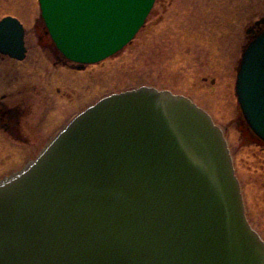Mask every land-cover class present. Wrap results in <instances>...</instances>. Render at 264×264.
I'll list each match as a JSON object with an SVG mask.
<instances>
[{"label": "water", "instance_id": "obj_1", "mask_svg": "<svg viewBox=\"0 0 264 264\" xmlns=\"http://www.w3.org/2000/svg\"><path fill=\"white\" fill-rule=\"evenodd\" d=\"M37 1L57 50L83 68L121 50L155 0ZM24 33L2 17L0 53L22 60ZM234 90L264 141V29L242 52ZM229 150L184 95L108 93L0 178V264H264Z\"/></svg>", "mask_w": 264, "mask_h": 264}, {"label": "rangeland", "instance_id": "obj_2", "mask_svg": "<svg viewBox=\"0 0 264 264\" xmlns=\"http://www.w3.org/2000/svg\"><path fill=\"white\" fill-rule=\"evenodd\" d=\"M6 15L23 24L27 51L21 61L0 55V94L11 93L12 101L34 85L32 120H40L43 136L30 137L32 145L26 146L0 132V177L18 169L35 143L101 96L139 85L169 89L188 96L224 130L249 221L264 239L262 177L254 157L264 145L246 126L234 93L241 52L251 38L246 30L264 18V0H156L131 42L76 74L51 65L59 52L46 34L37 0H0V18Z\"/></svg>", "mask_w": 264, "mask_h": 264}, {"label": "flooded vegetation", "instance_id": "obj_3", "mask_svg": "<svg viewBox=\"0 0 264 264\" xmlns=\"http://www.w3.org/2000/svg\"><path fill=\"white\" fill-rule=\"evenodd\" d=\"M260 26L257 27H252L249 31L251 35H254L257 31L260 30ZM51 65L54 67H61L64 68V70H67L70 73H78L82 71L84 68H78L79 65L69 62L66 59H64L60 54L59 55H54L53 60L50 59ZM202 80L206 81L207 78L204 77ZM210 83L214 84L215 80L210 79ZM10 84V83H9ZM8 84V85H9ZM31 92L35 90L34 85L31 87H27ZM20 91V90H19ZM59 91V89H56V92ZM28 92L24 93L23 96L21 97L20 94L16 93L15 99L12 101H9V97L12 95L9 92H4L0 94V132L4 135H7L11 140L18 144H24L27 146L29 142L30 137H42V132L40 131V128L38 129V124H40V120L37 122H34L35 120H32L34 115H35V108L37 107V104L32 100L31 98H34L33 93ZM36 93V92H35ZM37 94V93H36ZM37 123V124H36ZM41 126V124H40ZM51 134V133H50ZM50 134L46 137V140L51 137ZM53 135V134H52ZM258 139V138H257ZM42 140L40 142L35 143V145L30 148V156L24 163H22L20 167H22L25 163H27L29 160L33 159L39 151L45 146V144L48 142V140ZM259 140V139H258ZM259 143L262 142L261 144L264 145L263 141H258ZM259 143L256 145L257 147L259 146ZM32 145V144H28ZM29 154V152H28ZM254 154V153H253ZM258 159V162L256 165L258 167H255V170H258L259 174L258 177H262V180L260 181V184L263 187V190L260 194H258V197L260 198L261 201L264 202V146H261L260 149L258 150V153L255 155ZM232 158L234 161L233 153H232ZM17 170V169H16ZM236 173V169H235ZM237 175V173H236ZM260 177V178H261ZM237 179L239 181L240 187H241V193H242V198H243V204H244V209H245V215L248 219L250 220L248 215H247V209H246V199H245V193L243 191V185L240 180V178L237 176ZM250 223V221H249ZM251 225V223H250ZM252 226V225H251ZM253 227V226H252ZM254 228V227H253Z\"/></svg>", "mask_w": 264, "mask_h": 264}]
</instances>
